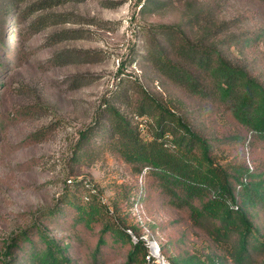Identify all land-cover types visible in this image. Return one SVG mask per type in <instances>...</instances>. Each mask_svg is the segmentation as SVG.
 I'll return each mask as SVG.
<instances>
[{"label":"rangeland","instance_id":"obj_1","mask_svg":"<svg viewBox=\"0 0 264 264\" xmlns=\"http://www.w3.org/2000/svg\"><path fill=\"white\" fill-rule=\"evenodd\" d=\"M192 2L191 9L205 3V14L188 16L184 0H0V264L6 251L7 264H35L25 235L42 245L36 233L42 224L66 247L71 264H123L130 242L106 225L128 232L135 226L153 264L172 258L184 264L189 256L197 264H232L185 208L169 203L113 151L93 148L72 159L82 131L108 124L109 108L150 138L153 116L133 117L143 90L181 114L226 167L264 171V140L247 142L249 132L210 90L200 98L168 80L145 48L152 33L164 42L179 24L192 38L207 28V42L264 84V0ZM128 193L138 199L141 220ZM92 204L99 206L89 215ZM246 211L264 232V201Z\"/></svg>","mask_w":264,"mask_h":264},{"label":"trees","instance_id":"obj_2","mask_svg":"<svg viewBox=\"0 0 264 264\" xmlns=\"http://www.w3.org/2000/svg\"><path fill=\"white\" fill-rule=\"evenodd\" d=\"M184 1L189 2L186 3L187 15L195 14V19L208 9L205 3L191 9L192 0ZM154 2L150 0L151 4ZM223 23L227 21L217 26L221 27ZM172 31V36L165 38L164 42L155 34L150 35V47L145 45V48L153 67L168 80L200 98L208 96L210 90L213 99L223 104L236 122L249 132L247 142L255 138L264 140V84L234 64L219 46L207 42L210 37L207 28L195 38L180 24ZM229 40L228 44L237 39ZM165 42L167 48L163 45ZM140 95L142 99L133 117L153 116L150 138L141 136L138 124L120 111L109 108L108 124L82 131L72 159L88 156L93 148L113 151L137 171H143L150 179L147 185L156 186L169 203L185 208L192 225L218 243L232 264H260L259 258L264 255V232L253 224L246 207L264 201V171L252 167H226L210 152L212 143L194 131L181 114L143 90ZM149 106L152 113L148 112ZM133 198L128 193L125 200L130 205ZM98 206L92 204L89 215ZM103 228L130 242L123 264H153L147 244L134 232L135 226H131L129 232L122 225ZM36 233L42 245H35L34 240L25 235L31 244L29 256L35 264H71L66 247L48 234L45 224L37 227ZM9 254V251L5 252L2 264H7ZM176 260L172 258L168 264ZM181 261L184 264L199 262L194 256Z\"/></svg>","mask_w":264,"mask_h":264},{"label":"built area","instance_id":"obj_3","mask_svg":"<svg viewBox=\"0 0 264 264\" xmlns=\"http://www.w3.org/2000/svg\"><path fill=\"white\" fill-rule=\"evenodd\" d=\"M251 168V167H250ZM130 209L132 210L133 214L136 215L138 220H141L140 214L142 213L140 210V205L138 203V199L137 198H133L131 204H130ZM155 246L156 249H158V245L156 243H151L150 244V248L152 249V247ZM148 247V246H147ZM155 256V255H154ZM157 258H159V255L157 254L156 256ZM161 262L164 261L163 257H160Z\"/></svg>","mask_w":264,"mask_h":264},{"label":"bare ground","instance_id":"obj_4","mask_svg":"<svg viewBox=\"0 0 264 264\" xmlns=\"http://www.w3.org/2000/svg\"><path fill=\"white\" fill-rule=\"evenodd\" d=\"M152 253L157 256V254L159 255L158 249H156L155 246L152 247Z\"/></svg>","mask_w":264,"mask_h":264}]
</instances>
